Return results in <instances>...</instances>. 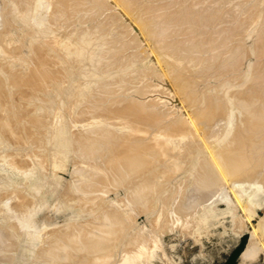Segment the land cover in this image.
I'll return each mask as SVG.
<instances>
[{"label": "bare ground", "instance_id": "1", "mask_svg": "<svg viewBox=\"0 0 264 264\" xmlns=\"http://www.w3.org/2000/svg\"><path fill=\"white\" fill-rule=\"evenodd\" d=\"M4 1L0 0V5L3 7V3H5L4 6L8 5V7H9V5L11 3V7L13 8V10L12 9H11L12 11L7 10L8 13H6V11L2 12L3 10L1 9V6H0V9L2 10V11L0 10L1 11L0 12V19L2 18L1 19L2 21L0 23V144L1 143L4 144V147L0 146L1 147L0 149H2V151L0 150L1 161L4 162V164H6V166L8 165V166L13 167L14 169H20V171H21V169L22 170L25 169V171H26V166L29 163V162H27L28 158H26V154H28V156H29V154H31L30 153L31 149L29 152L28 149H26V147L30 144H33L35 142L36 143L37 142L42 143V141L43 140L45 141L46 139H47L46 140V142H47L50 139V144L52 146V149L54 147H57V150H58L57 151L55 149L56 151H53V152H55V153L57 152L59 155L58 158L62 157L63 158L62 160H64V157L66 155H68L69 152H72V149L74 148V147L72 148V143L74 142V139L77 138L78 140L85 141V142L88 141V139H94L96 141L95 143H97L99 140L98 143L101 142L100 146H99V144H97V145L94 144L93 143L94 140H93L92 144L94 146L92 145L93 146L92 149H90L91 147H89V148L86 147L87 145L85 146L86 148H83V149H85L86 153L88 152V154H89V152H90V154L92 155L91 162L88 163L89 165H87L88 167H86L87 170L83 169L85 167L82 168L81 166H79L78 165L79 163L77 165L74 163V165H76L77 168L80 167V169L84 170V172H82V175H81L82 180L84 181V183L81 184L82 189H84L86 191L87 190L89 191L91 189H95L94 187L95 186L97 187V185L99 183H101V181L103 182L105 180L104 182H106V178H108V179L113 178L117 181L123 180L125 178H127V179L129 178L130 181L128 183H130V184L129 185L127 184V185L129 187H131V190L134 189L133 190L134 192L131 191L129 193H127V192L126 193H127V195L129 194L131 196L133 193H135V195L133 194L134 196L132 198L134 200L132 201V199H131L130 201H132L133 203L138 201L139 205L141 204L143 207L145 206V209L146 208L148 209V210L146 209L147 212H145V213H150L151 216L153 214V218L157 217L155 220V224H153L151 222V224H150L151 227H154V225H156L159 228V229L156 228V229H158V231H164L163 233H165L167 230L166 229L167 226H169L170 228H168V229L171 231V234H169V235H172V236L176 235V233L179 230H181V231H182V229L185 230V228L181 229V227H185V226L189 227L192 225V223L195 226V229H196L195 231L200 232L202 229H204V230L206 229L208 231L214 232L215 234H218L219 236H221L224 232L227 231V226H228L227 224L230 223V225H232V226H234L235 224H238V225H240V228H243V229H245L251 233V240H250L249 244L247 245L245 251H243V253L240 257V264H250V261H251L252 257H254V254L257 255L256 253H254V249L256 247L254 245L255 240L261 239L262 236L264 235V217L260 218V220H259L260 222L258 223V225H252V223L249 220L250 216H258L259 215V213L256 209L257 207L258 208L259 207L264 208V198L262 197V195L264 194V149H262V147L260 145L264 141V93H263L264 91L262 90V88L255 87L257 84L256 85L251 84L250 85L251 87H249L247 89L245 88L246 90H244V91L243 90L241 92L235 91L236 93L234 94V96L232 95L234 99L231 98L233 100L229 104L225 103L228 100H226L223 97V95L220 94L219 96H217V94L216 93L214 94L213 92L211 94H210V92H208L209 93L208 94L207 91L205 92L204 89L202 88L201 90H203L202 91L203 93L201 92L202 96H200V98H202V97L204 98L205 96H207L205 98L206 99L205 109H203L202 104L199 106L203 110H200L198 108L199 106L196 107V104H194L197 100V94H198L197 93V94H195L196 98L194 97L195 102L193 100L194 106L193 105L190 106V108L193 107V109L191 108V110H195V111H191L190 109H189L190 112L188 110L187 111L182 110V112L179 110H176L175 108H177V107H175V108L173 107L174 101L171 99V97L172 96L174 97L176 95V93L178 95H181L182 93H184L186 88L192 83L191 79L193 80L192 72L189 74V76L190 75L192 76V77L190 76L191 77V79H190L188 74H187V71L188 72L190 71L191 66L192 67L193 66L199 67L202 63L198 60L200 64L198 65V63H197L198 66L195 65L196 63L194 64V62H197L196 61L197 59L196 58H195L196 60L195 59L194 60L189 59V57L185 53L186 50L182 51L183 50L182 49L181 51H182V53L184 52L186 57L181 56V55L177 56L176 50H175V52H172V53H176L173 56L179 57L180 60H181V58L183 59V57H184L186 60H191V62H193L194 65L193 64L192 65L187 64L186 62H184V61H186L185 59H184V61L182 60V65L184 62V63H186L185 65H189V67L187 66V68H186V67H183L181 65H178L179 62L178 63L176 62L177 60H179L178 58L176 61L174 60V58H172L173 56H171V58L174 61L172 59H171V61H169L170 59L169 60L167 59V58H170V56H169L170 53L168 54V51H167L168 49H167L166 50L167 52H165L166 53L165 54L164 53L165 47H164V51H163L164 55H162V56L164 58L167 57L166 60H168V61H165L163 59L162 60L166 63L165 66L167 68H169V67L171 68L170 70L169 69L168 70L170 72L171 71L172 72L171 73L169 72V76H168L167 75L168 74L167 69L165 70V71H167V74H165L166 72L163 73L160 70L161 71L160 73L165 75L164 76L165 82H162L163 80L161 81V79H160L161 77H157V79L159 78L160 82L166 83V84H164V86L167 85L166 78L168 79V81H171V82H168V84L171 83L172 85L169 84L170 86L168 85V87L167 86H165V87L169 88V90H171V88H173V93L175 92V94L174 95L171 94V96L168 97L172 101L169 102V101H167L168 98L166 100L165 99L166 97L163 98V96L154 93V91L156 89L150 83V82H152V80L150 79V76H149L150 74L148 73L150 71H148L146 69L147 75H145L140 71V70L143 71V69L140 68V70H138V68L135 69L136 66H134V68H132V69H134L133 75H135V77L137 76L136 74L138 73V71H139V74L140 73L143 74V77L142 76L137 77L138 80L137 81L135 80L137 85L135 87H133L134 89H129V87H127L128 86V85H126L127 81H126V79H124V76L126 74L121 73L119 70L118 71L115 70L117 72V73H115V74H117L115 76V79L117 80L116 82L115 81L110 82L111 79H109V80L106 79V82L104 81L103 83H100L101 85L98 84L102 88L100 90V92H101L100 94L102 97L101 98L97 97V98H99V101L96 100L98 102H96L95 99L93 100L92 98H90V101L88 100L89 102L86 101L88 104L85 103V104H87V107H84L85 104L82 106V108L83 107L85 109L87 108L86 109L87 112L86 111L85 112L88 115H89V113H90V116H92L91 113L94 114L92 117H90V116L86 117V118L90 117L91 119L90 118L84 119L85 117L82 118L83 114H80V115L78 114L79 119H78V121H76L74 123V125L72 124L73 122L70 124L66 123L67 122L66 121L67 115L65 117V120L63 121V125H61L62 123L58 124V122H59L58 117H56L55 122H47L45 118H47L49 114L46 115V117H44V116H41L42 114L39 115L40 112L37 113L36 110L39 109L41 106H43V107L45 106L44 104L42 105V103L44 100L46 101L47 98H48V100L46 101L47 103L46 102H44V103L49 104L50 102L53 101V99H50V102H49V98L52 96V91L54 89H56L57 86H58V88L56 90H58L60 88L59 85L61 83H65V82L71 83V84L75 83L72 86H70L71 84L70 85L68 84V86L71 87L72 89H74L73 87L76 88V85H78L77 89H79L80 86H82L83 88L81 87V89H83L85 91L82 90V92H79L80 95H88V93H89V91L86 93V91L89 89V86L86 85L87 83H85V84L82 83L83 79H81V78L78 79V81H80V80L82 81V82L80 81L81 83H79L77 81V79L75 80L76 77H74V79H73V75H71L70 72H69V74L72 77L70 75L68 77H66V75H68V73H66V72H68L69 70L72 71L78 65L77 64L76 67L71 65L72 64L71 60H74V59H71V58H73L72 55L74 56V54H76V53H77L75 55L76 57H77V55H80L77 58L80 57L79 59L81 61L80 62L81 65L83 62V60H81V58L82 57L86 58V55L82 56V55H84L83 52L85 53V51H86L85 49H88L90 57L95 56L94 51H92V47L90 48L89 43L86 42V36L87 35L83 36L84 31L83 32L80 31L82 33L81 36L76 34L78 36L77 38L80 37L79 42H77V39H74V41L72 42V40H73V39H71L72 34L77 30V28L75 30V27H73V22L76 19H78V17H79V19H80V17H83L84 18L83 21H85L87 23V25H88V23L94 24V27H98V30H101V32L105 36L110 31H111V33L113 32L112 34L110 33L111 35L110 34L108 35V38L106 37L107 39H105V42L103 44V48L99 47L100 48L99 53H98L99 55L97 56V59H96V60H98V63H97L98 66L96 65L98 69L97 68H94V69L95 70L97 69V71L101 70L100 72H102V70H106V68H108V67H111L110 69L112 70V65H113V67L114 66L116 67V68L114 67L113 69H117L118 67L124 68L123 66L128 65L129 59L131 62H133L132 59L133 60L135 59V61L137 60L139 62H141V61L143 62L146 59H148L149 53L151 51H154L153 48H151V51L147 48H143V46L145 47L146 44H147L146 46L149 45L148 43L145 44V42H147L146 40L148 38L150 39V40H148V42L149 41L153 42L154 40H155L154 42H157V43H155V44H157V45H155L156 47L154 45H152V46L150 45L151 47H155V51L153 52V55L155 53L156 55H154V56H156V59H157L158 57H157L156 51L158 52V47H161L160 45H162V42L164 40L162 38L163 41H160L161 37L158 35L160 37L159 42H161V43H158V39H157L156 35L158 34L157 31L162 30L160 25L162 26L161 22L163 20L159 21V19H157V17H156L158 15H155V19H152V20L148 17H143L145 15H139L138 16L137 15L138 10L142 7H139V8L137 7L136 8L137 12L130 13L131 15L129 14L125 23L119 22L120 23L119 25H121V26L118 28V30L116 29L117 31L114 32L113 30L109 31V29H111L109 27H111L110 25L112 23H114L120 19H118V17L116 16L117 13L114 14V13L108 12V14H107L105 12L108 7H106L107 4L104 5L102 3L103 0H4ZM108 1L109 0H107V2ZM114 1H116V0H114ZM191 1H193V0H191ZM206 1H208V0H206ZM215 1H213V2H215ZM220 1H222V0H220ZM242 1H244V0H242ZM118 2H119L118 6L121 5V7L123 6L125 8L129 3L128 0H118ZM187 2H188V0H187ZM216 2H219V1H216ZM216 2H215V5H216ZM135 3H136V1H135ZM148 4L150 5V3H148ZM242 4H243V2H242ZM242 4H240V5H242ZM29 5H31V6H29ZM132 5H133V3H132ZM184 5H183L184 8L186 6H188V4L187 5L184 4ZM108 6L110 7L109 4H108ZM116 6H117V4H116ZM140 6H141V4H140ZM8 7H7V9H8ZM183 7H181V8H183ZM189 7H190V5H189ZM213 7L215 10V6H213ZM213 7L211 5L210 10L212 12H213V10H212ZM216 7H217V5H216ZM10 8H9V10H10ZM227 8H226V10H227ZM178 9L181 10L180 8H178ZM109 10L114 11L113 9H109ZM116 10L119 11V9H117V7H116ZM120 10H123V9H120ZM190 10L192 11V9H190ZM195 10H197V9L195 8ZM200 10L201 9H199V11ZM222 10H223V8H222ZM178 11L175 12V13H177V15H183V14H178ZM186 11H188V10H186ZM186 11L183 10L180 12L188 13V16H187V14H185L186 15L185 18H183L184 15H183V17L182 16H180V17L178 16V17L179 18L182 17L181 18L182 20H184V19L188 20L186 22H188L190 24V22H189L190 17L189 16L192 13H190L189 11L188 12H186ZM231 11H233V10H231ZM244 11H246V10H244ZM248 11H249V8H248ZM115 12H117V11H115ZM4 13H6V14L3 15ZM128 13H129V11H128ZM189 13H190V15H189ZM213 13H210V14H213ZM235 13H237V12H235ZM153 14H154V12H153ZM197 14H198V12H197ZM218 14H220V13H218ZM218 14H217V16H218ZM233 14L234 13L232 12V15ZM245 14H247V13H244V17L246 16ZM169 15L172 16V14H169ZM195 15H196V13L194 15L192 14V17L195 18L193 21H191L192 23L195 20L199 19V18H197L198 16L195 17ZM238 15H236V18H238L237 17ZM252 15H253V13L251 14V18L253 17ZM159 16H161V15H159ZM203 16H206V15H203ZM215 16H216V14H215ZM248 16H249V14H248ZM65 17H66V20H65L66 24L67 23L68 24L67 25L65 24L67 26L66 27L67 31H66V34L64 35V34H62L64 32L60 33L57 30L58 29L57 26L63 27L62 23L64 20L63 18H65ZM150 17H152V16H150ZM173 17L177 19L176 16H173ZM187 17H188V19H187ZM261 17H263V15ZM83 18H81L80 20H82ZM156 19L159 23H157V21L153 22ZM173 19L171 18L169 20H173ZM204 19L206 20L207 18L205 17ZM219 19L220 18L218 16V18H217L218 22L220 21ZM177 20L174 21V23H176ZM179 20H178V22H179ZM182 20L180 22H183V24H184V21H182ZM260 20H264V19H260ZM83 21L82 22L78 21V23L80 22L79 25L82 26ZM198 21L199 20H197V23H198L197 25H199ZM203 21L204 20H202V22ZM243 21H245L244 22L245 24L243 23V25H246V23H247L246 19ZM172 22L170 21L169 24L170 25L173 24ZM205 22L202 25H207V24H205ZM229 22H230V20H229ZM263 22L264 21H262L261 23H263ZM75 23H76V21H75ZM153 23H156V24H153ZM177 23H176V25L181 24V23L180 24L179 23L177 24ZM225 23H227V22L225 21ZM239 23H240L239 24V26H240L242 23L241 22H239ZM157 24H159V25L157 26ZM169 24H167V26ZM216 24H218V23H216ZM165 25H163V26L165 27ZM197 25H195V26H197ZM259 25L260 24H258V26ZM84 26H86V25H84ZM218 26H217V28H218ZM261 26H262V24L260 25V28H263ZM76 27H78V26H76ZM89 27H91V26H89ZM174 27H175L174 25H173V27L171 25V28H174ZM177 27L179 28V26H177ZM182 27H184V26H182ZM210 27L212 28L211 25H210ZM229 27H230V25H229ZM72 28H74L73 33H72V31H73ZM165 28H166V30H168L167 27H165ZM197 28H201V26L200 27L197 26ZM213 28H216V27H213ZM230 28H228V29H230ZM232 28L237 29L236 26L232 27ZM260 28H259V31H260ZM59 29H62V28H59ZM87 29H89V28L87 27ZM121 29L123 30V35H122V32L120 34ZM159 29H161V30H159ZM175 29H173V30L178 31L176 27H175ZM181 29H183V28H181ZM190 29H188V30H190ZM236 29H234V30L236 31ZM214 30H213V32H214ZM231 30H228L225 33V36L228 32H231ZM107 31H109V32L107 33ZM171 31H168V32H171ZM225 31L223 30V32H225ZM99 32L100 31H98V33ZM256 32H257V28H256ZM102 33H100L99 35H101ZM161 33L163 34V32H161ZM164 33L166 34L167 32L165 31ZM207 33H209V31ZM212 33H210V36L213 35ZM258 33L256 34V36H257L256 39H258V35H259V39L257 40L258 44L255 42L257 44L256 50H258L257 54L261 53V55L263 57L264 56L263 55L264 54V31H260V33L259 34ZM95 35H97V34H95ZM218 35H219V33H218ZM218 35H216V36L218 37ZM233 35H235V34H233ZM233 35H232V37H233ZM191 36H192V34H191ZM74 37L76 38L75 35H73V38ZM201 37H202V35H201ZM226 37H228V36H226ZM145 38H147L146 40H144L145 45L143 44V46H142L141 45V42L143 41L142 39H145ZM204 38H206V37H204ZM202 39H203V37H202ZM211 39H214L213 36ZM228 40H229V37H228ZM228 40H226V41H228ZM236 40L238 41L239 38L238 39L236 38ZM217 41H219V40H217ZM242 41L244 42V40H242ZM254 41H253V46L256 45L254 43ZM174 42L175 41H173V43ZM215 42L216 41H214V43ZM193 43H195V42H193ZM227 43H229V42H227ZM205 44L206 43H204L203 45H205ZM218 44H219V42H218ZM163 45H164V43H163ZM203 45H201V42L197 43L196 45L194 44L192 46H190V44H189L190 47L187 46L188 51L191 52V50H193L196 47L198 49L200 47V50H203V49H205V48H203ZM220 45H218V46H220ZM230 45H232V44H230ZM238 45H240V44H238ZM201 47H202V49H201ZM209 47H210V45H209ZM215 47H216V45H215ZM81 50H83V52L79 53ZM172 50H174V49H172ZM206 50H207V48H206ZM206 50H205V52L207 54L210 50L209 51L208 50L206 51ZM218 50H219V48H218ZM177 51H178V54L181 52V51L179 52V50H177ZM197 52H199V54L202 53V51H199V50ZM197 52L195 51L196 54H197ZM205 52H203V53H205ZM187 53H188V55L192 54V53L189 54V52H187ZM212 53L215 54L214 52H210V54H212ZM230 53H232V50ZM208 54H207V56H208ZM210 54H209V56H210ZM204 55H202L203 58H205ZM234 55L236 56V54H234ZM154 56H152V57H154ZM198 56H201V55H198ZM209 56H208V58H209ZM211 56L213 57V55H211ZM163 57H161V58H163ZM187 57H188V59H187ZM195 57H197V55ZM224 57L225 56H223L222 58L224 59ZM259 57H258V60L260 59ZM214 58H215V55H214ZM220 58H219V60H220ZM222 58H221V60H222ZM79 59H78V62H79ZM158 59H160V58H158ZM206 59H207V57H206ZM162 60L160 59V61H162ZM201 60H202V58H201ZM204 60L205 59H203V61ZM225 60H226V58H225ZM88 61L90 62V58ZM127 61H128V63H127ZM175 62L177 64H174ZM206 62H208V59H207V61L205 60V62H203L202 65L206 64ZM211 62H212V60H211ZM225 62L222 63V65H224ZM229 62H230V60H229ZM188 63H190V61ZM257 63H258V61H257ZM261 63H262V66H264L263 62H261ZM73 64H74V62H73ZM207 65L208 64H206V66ZM216 65H217V62H216ZM227 65L228 64H225L223 67L225 68V66H227ZM234 65L235 64H233V67H234ZM80 66H78L77 69H79ZM161 66H163V65H161ZM209 66H207V67L209 68ZM69 67L70 68L75 67V68H73L72 70L69 69L67 71V69ZM84 67L86 68V64ZM214 67L215 68L212 70L215 71V69L218 70L219 67H221V65L219 67L217 65L218 69L216 68V66H214ZM223 67L221 69H223ZM258 67L260 68V65ZM151 68L152 67H150V69ZM210 68H209V71H212ZM64 69H66V72L64 71ZM161 69H163V68H161ZM200 69H202V71H203L205 68L203 69V67H201ZM259 70H261V69H259ZM125 71H127V70H125ZM125 71L123 70V72H125ZM219 71H222V70H219ZM256 71L257 72L254 71L255 73H253V74L251 73L253 75V77L255 74L257 75L258 70H256ZM129 72H130V70H129ZM205 72H206V74L208 73L207 69ZM216 72H213V73H215V75H216ZM78 73H80V72H78ZM152 73H153V70H152ZM152 73H151V75H152ZM160 73L157 74V76H162V74L160 75ZM217 73L219 74V72H217ZM223 73L224 72H222L221 74L223 75ZM75 74H77V73L75 72ZM115 74H113V76ZM251 74H250V76H252ZM102 75H108V74H102ZM109 75H111V74H109ZM211 75L212 74H210V76ZM215 75H213V76H215ZM99 76H100V74H99ZM259 76H261V75H259ZM106 77H108V76H106ZM153 77H155V75H153ZM132 78H134V76H132ZM196 78H194V80ZM250 78H252V77H250ZM115 79H112V80H115ZM204 79H206V78H204ZM252 79L254 80V78H252ZM130 81H132V80L130 79ZM202 81H203V78H202ZM257 82H258V80H257ZM66 83H65V86H66ZM162 83H160L161 87L163 86ZM91 84H93V83H91ZM153 84L155 86V83H153ZM156 85H157V82H156ZM203 85H204V83H203ZM257 86H259V84ZM150 87H153L154 90H152ZM161 87H159V88H161ZM192 87H194V86H192ZM159 88H158V90H159ZM160 90H162V89H160ZM165 90H167V89H165ZM238 90H240V89H238ZM96 91H98V90H96ZM168 91H167V93H168ZM70 93L73 94V92H71V91H70ZM70 93H69V95H70ZM75 93L77 94V92H75ZM91 93H94V92H91ZM169 93H171V92H169ZM192 93H191V97H193ZM199 93H200V91H199ZM204 93H206L205 96H203ZM221 93L223 94V92H221ZM78 94H77V96H78ZM199 95L200 94H198V96ZM53 96H54V94H53ZM183 96H186V95H183ZM90 97H92V96H90ZM71 98L72 97H70L69 101H71ZM65 99H68V98L66 97ZM78 99L79 98L77 97V101H78ZM175 99H176V97H175ZM205 99H198V100H201L200 102H202V100H203V102H204ZM224 99H225V101H224ZM72 101H76V100L73 99ZM77 101H76V104L72 103L73 105L75 104L74 107H76V105H79L77 103ZM78 102H80V101H78ZM200 102H199V104H200ZM69 104H71V103H69ZM177 105H179V104H177ZM235 105H238L241 107V108H239L242 111L241 115L236 114V112H235L236 106ZM184 106H185V104H184ZM43 107H41V108H43ZM76 108H74V109L72 108V110H73L72 114H76V112L78 111V110L77 111L75 110ZM101 108H102V110H101ZM95 109H98V110L95 111ZM66 110H67V108H66ZM66 110H65V112H68V110L67 111ZM72 110H70V111L72 112ZM81 110H79V111L81 112ZM198 110H200V111H198ZM88 111H90V112L88 113ZM59 112H61V111H59ZM82 112L85 114L84 109L82 110ZM61 113L65 114L63 111ZM61 113H60V115H62ZM68 113H66V114H68ZM72 114L68 115L69 118H70V116H72ZM236 115H237V117L238 116L242 117L243 115H246V116H244L245 120L242 117V120H244V121L243 122L241 121L240 123L235 124V122H236L235 120L238 119V118H236ZM62 116H65V115H62ZM62 116H61V118H62ZM75 116L73 115L72 117H75ZM72 117H71V120H69L70 122L74 120V119L72 120ZM221 119L224 120V124L222 123V125H220V127H222L220 129V131H216V126L219 125V122L221 121ZM64 122H65V124H64ZM93 125H95V126H93ZM235 125L236 126L238 125V126L235 127ZM90 127H94V129H92ZM89 128H90V130H89ZM122 129H124V130H122ZM120 130L123 132L126 130V132L122 133V132H120ZM54 131H56V133ZM59 131H62L63 134L61 133L62 134V135H60L61 137L58 135L59 138L57 139L56 138L57 136L55 137V135H57V132H58V134H60ZM52 132H54L55 135L52 134ZM217 132L219 134L218 136L216 134ZM50 134H51V137H49ZM52 135H53V137H52ZM215 136H217V137L214 141H212V142L209 141L210 137L214 138ZM54 137L56 139L55 142L52 140ZM193 138H196V140ZM207 139L209 141L208 144H207V142L205 143V141H204ZM226 139H227V142L224 143L225 145L223 144L224 146H221V148L219 147L218 150H214V148H216L217 145L220 144V142H223ZM78 140H77V142H78ZM194 140H195V142H193ZM89 141H91V140H89ZM38 143H37V145H38ZM45 143L43 142L42 145H45ZM54 143L56 146L55 145L53 146ZM193 143H194V145H193ZM198 143L199 144H202V143L207 144L210 147V149L212 150V153H201L202 150L200 151V149H202V148H200V145H198ZM75 144H74V146H75ZM42 145H40V146H42ZM203 146H206V145L202 144V147ZM205 148L208 150L207 146ZM52 149L50 152H52ZM78 150H79V148H78ZM176 150H180L181 152L175 153ZM60 151L65 153L66 155L61 154ZM74 152L75 151H73V154H75ZM177 152H179V151H177ZM33 154H35V153H33ZM73 154H71V155H73ZM61 155H63V156H61ZM69 155L66 156L67 158L65 157L66 159L64 160V162H62L61 160L60 161L57 160L59 163L57 165L62 166V164L65 163V161L67 162V159H69ZM82 155H83V157H80V158L84 159V156H85L84 153H82ZM56 156L57 155H55V157ZM36 157H38V156H36ZM77 157L78 156H76V158H74V161L77 159ZM33 158H34V155H33ZM39 159L40 158H38V160ZM30 161L32 162V160H30ZM40 161H41V159H40ZM84 162H86V160ZM48 163H50V162H47V164ZM104 163L106 164L105 165L106 167L103 166ZM40 164H42V163L40 162ZM65 165H67V164H65ZM82 165H84V163ZM89 166H90V168H89ZM74 168L76 169V167H74ZM103 168H106V170H103ZM195 169H196V171H195ZM175 170H179V171L176 172ZM43 171H45V170H43ZM73 172H71V173L73 174ZM179 172L181 175H187V178L184 179L186 186L185 187L181 186L182 187L181 188L178 185V187H180L178 189H176L177 187L175 188L173 186L176 189V191H174V189H172V186L170 187V185H172L171 181L174 180L176 175H179L178 174ZM74 173H77V172H74ZM78 174H77V176H78ZM80 174H81V172H80ZM55 175L57 176V174H55ZM74 176H76V174ZM183 177L185 178L186 176H183ZM43 178H45V177H43ZM179 178L180 177H178V180H179ZM180 180H181L180 182H182V179H180ZM78 181H81L80 177H79ZM85 181L88 184H86ZM117 181H115L114 183L116 184ZM126 181H123V183ZM104 182H103V184L101 183L103 186H105ZM180 182L178 184H180ZM55 183H56V181H55ZM89 183H91V184H89ZM183 184H184V181H183ZM67 186H69V185H67ZM103 186H101L102 189H103ZM122 186H120V187H122ZM116 187H118V186H116ZM120 187H118V188H120ZM124 187H126V185ZM129 187H127V188H129ZM71 189H73V188H71ZM82 189H81V191L83 192ZM169 189L170 190L172 189L173 191L170 192ZM67 190H69V189H67ZM73 190L77 191V189H75V187ZM18 191H20V190H18ZM76 191H74V192H76ZM100 191H102V190H100ZM71 192H72V190L70 191V193ZM90 192H87V193H90ZM70 193H68V195ZM78 193H79V191H78ZM78 193L76 194L77 195L76 196L72 192L73 197L68 196L71 199L66 198V199H69L68 202L70 200L73 201L75 196L78 199L81 198L82 202L81 201L76 202V200H75L76 203L74 202L73 206H77V204L79 207L86 205L88 208L90 206L89 204L94 202L92 198H91L92 200L89 198V201H86V200L84 201L82 199V197H80L78 195ZM93 193L94 192H92V194ZM17 194H18V199H19L17 203H20V204H18V205H20V208H18V212H16L17 207L11 208V209H15V211L11 212V213H12V215H14V217L16 219H15V223H13L14 221L11 219L9 221H13V222L8 221V223L10 225H8L7 228H8V231L10 232V235H9V233L8 234L6 233L7 236L16 237L15 235L18 236V233H20L19 231H21L22 229H24V230L26 229L28 231V234L30 233L32 235H34L33 233H35V232H37L38 234L42 233L43 228H41V229L40 228L39 229H37V228L36 229L35 228L29 229L31 227H34L35 221H34V219L32 220V217L34 215L32 212L28 211L29 209H27L28 208L27 200L25 199L24 192L22 193L20 191L19 193H16L15 195H17ZM90 194H88V195H90ZM210 194L214 195L213 196L214 201L216 198H219L221 200L224 199L225 201H227V207L224 209L218 208L217 205H216L217 207H215L214 203H216V202H214V201H212L214 203H212L210 201L212 203V205H214V206H210L209 205L210 202H208L209 200L212 199V197H211V199H208L210 197L208 195H210ZM84 196H85V194H84ZM93 197H95V196L93 195ZM125 197H123V198H125ZM87 198H88V196H87ZM96 198L98 199V196ZM20 199L22 200L21 202H19ZM116 199H117V197H116ZM71 201L69 202V204L71 203ZM96 202H98V207H101L102 202H99V200ZM114 202H115V200L113 201L112 205H114ZM207 202H208V205L206 204ZM4 204L2 206H4ZM92 204H94V203H92ZM137 204L138 203H135V205H134L135 208L139 207V205H137ZM122 205H123V203H122ZM26 206H27V208H26ZM96 206H97V204H96ZM105 206H107V205H105ZM108 206H109V204H108ZM6 207H5V209H6ZM115 207L114 208L112 207L113 209L110 208L108 210H105V208L103 209V207H102L103 211L104 212L106 211V212L102 213L103 215L100 214V216L102 215V217L104 219H102V217H101V219H99V221L98 220L96 221V219H95V221L90 222L91 220H89V221H87L88 222L87 223V222H84L85 221L84 220L82 222H84L85 224H79V225H73V226L68 225V226H70V229L62 228L63 231H60V230L59 231L54 230L53 232L51 231L50 233L53 234V236L51 235L50 245H49V243H47L46 245H49V246L43 245L42 250L38 251L40 264H95V263L99 264L102 260L100 262H96V259L97 258L100 259V258H102V256L104 257V255L107 256V254H110V253H108V250H105V249L108 248L109 246H111V248L113 249L114 248V246H113L114 241H117V240L112 241L114 239V237H113V239L110 238L111 244L109 243V237H110L109 235L111 234V237H112V235L114 234V233H112V231H113L112 226H114L116 229L119 226H121V224H123V222H122L123 217L122 216H126L129 214V211L126 209L131 207V205L128 208L125 207L126 209L123 208L125 210V212L127 211V213H128V214L126 213V215H122V213L124 214V212H122L124 210L122 209V211H120L118 209L120 206L118 208H115ZM29 208H31V207H29ZM106 208H108V207H106ZM132 209L135 210L134 208H131L129 210L132 211ZM142 209H141V211H142ZM7 210H9V209L7 208L6 211ZM9 212H10V210H9ZM101 212H102V210H101ZM71 213H72V211H71ZM136 213H138V211ZM154 214L157 216L154 217L155 216ZM12 215H11V218L13 217ZM229 217L231 218L230 221H228ZM127 219H129V218H127ZM127 219H125L126 220L125 222H127ZM130 221L132 222V220L130 219V220H128V223H130L131 226H130V224L127 225L128 223H126V225L124 224L125 228L127 226L132 228V223L135 225V223H134L135 221L132 223ZM151 221H153V220H151ZM11 223H13V224H11ZM124 225H122V226H124ZM134 225H133V227H134ZM221 226H222V228H221ZM160 227L161 228L166 227L165 228L166 230L165 229L162 230L163 228L160 230ZM6 229H5V231H6ZM64 229H65V231H64ZM143 229H144V227H143ZM143 229H141L142 231H141V233H139V236L137 238L135 237L134 239H131V237H128L131 240H127V241H126L127 238L125 240L123 239V241H125V247L132 248V249H133V246H134V248H135V246L138 247L139 250H138V252L135 253L136 255H138V253H140V252H149V251H153V250H160L162 248L165 251V249H164V245L166 244L165 238L161 237L159 232H158L159 235L156 234L157 230L150 229V231L151 230L153 232L156 231V233L155 232L153 233L151 231L153 235L152 234L149 235V233L146 232L147 229H146V231H145V229L144 230ZM31 230H33V231H31ZM126 230H128V233H129V228ZM169 230H167V231H169ZM187 230H185V231H187ZM138 231L139 230L136 231L137 234H138ZM170 231H169V233H170ZM22 232H23V230H22ZM136 232H135V234H136ZM189 232H190V230H189ZM23 233H25V232H23ZM119 233H118L119 237L122 236L123 238H125L128 236L126 231H124L122 228L120 229ZM122 233L123 234L126 233L127 236H125V235L123 236ZM133 233L134 232L132 231V235H133ZM187 233H186V236H187ZM137 234L134 236H137ZM193 234H194V232H193ZM189 235H190V233H189ZM7 238H9V237H7ZM15 240L16 239H14V241ZM43 240L46 241L45 239H43ZM39 241H41V240H39ZM11 242H12V240H11ZM112 242H113V245H112ZM34 243L35 244L37 243L36 245H38V242L35 241ZM78 243H80L82 246L80 247V245H78ZM40 244H43V243H40ZM40 244H39V247H40ZM115 244H116V242H115ZM122 247H124V246H122ZM257 247H256V249L258 250ZM111 248H108V249H111ZM135 249L137 250V248H135ZM128 250L130 251V249H127V251ZM257 250H256V252H258ZM104 251L105 252L107 251V253L105 254ZM36 253L37 252H35V255H36ZM98 253H102V256L100 257V255H98ZM103 253H104V255H103ZM97 255L100 258L97 257ZM133 257H136V259L138 258V256H133ZM35 258H36V256H35ZM37 258H38V256H37ZM103 260H104V258H103ZM105 264H107V263H105Z\"/></svg>", "mask_w": 264, "mask_h": 264}, {"label": "rangeland", "instance_id": "2", "mask_svg": "<svg viewBox=\"0 0 264 264\" xmlns=\"http://www.w3.org/2000/svg\"><path fill=\"white\" fill-rule=\"evenodd\" d=\"M4 1V0H3ZM135 1H136V3H135ZM128 0V5L126 6V8L125 7H121V5H119L118 6V0H116V1H114V0H109L108 2H107V0H103L102 1V3L104 4V5H106V7H108L107 9H106V13L108 14V12H111V13H117L116 14V16L118 17V19H120V20H117L116 22H114V23H112L110 26L111 27H109V28H111V29H109V31L110 30H113L114 32L115 31H117L118 30V28L121 26V25H119L120 23H125V21H126V19L128 18V16H129V14L130 13H133V12H137L136 11V8L138 7H142V8H140L139 10H138V13H137V15L139 16V15H145V16H143V17H148V18H150L151 20L152 19H155V15H158V16H156L157 17V19H159V21L161 20H163L162 22L164 23H162L161 22V24H162V26L163 25H165V27H167V29L168 30H166V28L164 27H162L161 25H160V27H161V29H159V30H161V31H157V39H158V43H161V42H159V40H160V37H161V40L160 41H163L162 42V45H160L161 47H158V52L156 51V53H157V57L158 58H160L161 60L163 59V60H165V61H168L169 59V61H171V59L172 58H174V60L176 61L177 60V58L179 59V57H174L173 55L174 54H176L177 53V56H179V55H181V56H185V54H184V52L182 53V51H185L186 50V55L189 57V59H191V60H194L195 58L197 59H195L197 62H194V64L195 65H197V63H198V65L200 64L199 63V61L203 64V62H205V60L207 61V59H208V62H206V64H208L207 66H209V68L212 70V69H214L215 67L214 66H216V68L218 69V67L221 65V67H219V69L218 70H216L215 69V71L214 70H212V71H209V68L206 66V64H204V65H200L201 67H203V69L206 71V69H207V74H206V72L203 70L202 71V69H200L201 67L199 66V67H196V66H191V69H190V71L188 72L187 71V74H188V76H189V74L192 72V75H193V80L191 79V77L189 76V78L191 79V81H192V83L186 88V90L184 91V93H182L181 95H178L177 93H176V95L172 98L171 97V99L174 101V104H173V107L175 108V107H177V108H175L176 110H179V111H181L182 112V110H188L189 111V109L191 110V108L193 109V107H191L190 108V106H192L193 105V103L195 102V98H196V96H195V94H200L199 96H198V94H197V100H196V102L194 103V104H196V107H198L199 105H203V109H205V106H206V104H205V102H206V97L207 96H205L206 95V93H204L203 94V96H205L204 98L202 97V98H200V96H202L201 95V92L203 91V90H201L202 88L204 89V91L206 92L207 91V93L208 92H210V94L213 92L214 94L216 93L217 94V96H219L220 94L221 95H223V97L226 99V100H228L227 102H225V103H227V104H229V103H231V101L234 99L233 98V96H234V94L236 93V92H238V91H244V90H246L247 88H249V87H251L250 85L252 84H259V86H255V87H258V88H262V90L264 91V66H262V63L261 62H263V65H264V56L262 57V55H261V53H259V54H257L258 53V50H256L257 49V44H258V39H259V35H258V39H256L257 38V36H256V34L259 32L260 33V31H264V22L263 23H261L262 21H264V20H260V19H264V0H244V1H242V0H222V1H220V0H216V1H219V2H216L215 0H208V1H206V0H193V1H191V0H188V2H187V0ZM160 1V2H159ZM191 1V2H190ZM201 1V2H200ZM213 1H215L216 2V5H217V7H216V5H215V2H213ZM5 2V1H4ZM114 2V3H113ZM142 2V3H141ZM147 2V3H146ZM156 2V3H155ZM235 2V3H234ZM238 4H237V3ZM242 2H243V4H242ZM254 2V3H253ZM258 2V3H257ZM6 3V2H5ZM5 3H3V7L1 6V9L3 10H1L2 12H4V11H6V13H8V11H12L13 10V8L11 7V3H10V5H9V7H8V5H5L4 6V4ZM117 4V6H116V4ZM132 3H133V5H132ZM135 3V4H134ZM145 3V4H144ZM148 3H150V5L148 4ZM171 5H170V4ZM181 3V4H180ZM188 4V6H186L185 8L183 7V5L184 4ZM227 3V4H226ZM7 4V3H6ZM108 4L110 5V7L108 6ZM140 4H141V6H140ZM193 4V5H192ZM240 4H242V5H240ZM256 6H255V5ZM112 5V6H111ZM145 5V6H144ZM153 5V6H152ZM189 5H190V7H189ZM196 5V6H195ZM211 5H212V7L213 6H215V10H214V7L212 8V10H213V12L210 10L211 9ZM240 5V6H239ZM251 7H250V6ZM29 6H31V5H29ZM115 6V7H114ZM133 6V7H132ZM162 6V7H161ZM185 6V5H184ZM210 6V7H209ZM224 6V7H223ZM237 6V7H236ZM7 7H8V9H7ZM11 7V8H10ZM116 7H117V9H119V11L118 10H116ZM164 7V8H163ZM168 7V8H167ZM181 7H183V8H181ZM194 7V8H193ZM198 7V8H197ZM228 7V8H227ZM246 7V8H245ZM256 7V8H255ZM9 8H10V10H9ZM27 8V7H26ZM115 8V9H114ZM128 8V9H127ZM131 8V9H130ZM135 8V9H134ZM157 8V9H156ZM178 8H180L181 10H179ZM189 8V9H188ZM195 8L197 9V10H195ZM219 8V9H218ZM222 8H223V10H222ZM226 8H227V10H226ZM243 8V9H242ZM248 8H249V11H248ZM12 9V10H11ZM109 9H113L114 11H112V10H109ZM120 9H123V10H120ZM129 11V13H128V11ZM165 9V10H164ZM190 9H192V11L190 10ZM199 9H201L200 11H199ZM230 9V10H229ZM255 9V10H254ZM8 10V11H7ZM179 10V11H178ZM186 11V10H188L190 13H192L193 15L196 13V15H195V17L196 16H198L197 18H199V19H197V20H199L198 22H199V25H197L198 23H197V20H195L193 23L191 22V21H193L195 18H193L192 17V14L190 15V13H189V17L191 18H189V22H190V24L188 23V22H186V21H188V20H186V19H184V20H182L181 18L183 17V15H184V17L183 18H185L186 17V15L185 14H187V16H188V13H183V12H180V11ZM194 10V11H193ZM211 12H210V11ZM226 10V11H225ZM231 10H233V11H231ZM238 10V11H237ZM240 10V11H239ZM244 10H246V11H244ZM0 11V12H1ZM115 11H117V12H115ZM176 11H178V14H183V15H177V13H175ZM188 11H186V12H188ZM207 11V12H206ZM220 11V12H219ZM223 11V12H222ZM251 11V12H250ZM254 11V12H253ZM260 11V12H259ZM262 11V12H261ZM153 12H154V14H153ZM194 12V13H193ZM197 12H198V14H197ZM206 12V13H205ZM209 12V13H208ZM216 12V13H215ZM228 12V13H227ZM232 12L234 13L233 15H232ZM235 12H237V13H235ZM247 13V14H245L246 16L244 17V13ZM249 12V13H248ZM6 13H4L3 15H5ZM125 13V14H124ZM140 13V14H139ZM145 13V14H144ZM210 13H213V14H210ZM218 13H220V14H218ZM222 13V14H221ZM241 13V14H240ZM253 13V17L251 18V14ZM263 13V14H262ZM124 14V15H123ZM153 14V15H152ZM169 14H172V16H170ZM208 14V15H207ZM215 14H216V16H215ZM217 14H218V16H219V22L217 21V18H218V16H217ZM239 14V15H238ZM248 14H249V16H248ZM127 15V16H126ZM131 15V14H130ZM159 15H161V16H159ZM203 15H206V16H203ZM224 15V16H223ZM230 15V16H229ZM236 15H238L237 17L238 18H236ZM263 15V17H261ZM123 16V17H122ZM126 16V17H125ZM150 16H154L153 18L152 17H150ZM169 16V17H168ZM173 16H176L177 17V19L180 17V16H182L181 18H179L178 20H179V22H178V20L176 19V18H174ZM179 16V17H178ZM203 16V17H202ZM125 17V18H124ZM142 17V16H141ZM163 19H162V18ZM167 17V18H166ZM173 19V20H169V19H171V18ZM207 18L206 20L204 19V18ZM209 17V18H208ZM217 17V18H216ZM222 17V18H221ZM81 18H83V17H80V19ZM166 18V19H165ZM169 18V19H168ZM204 20L203 22H202V20ZM230 20V22H229V20ZM236 18V19H235ZM248 18V19H247ZM2 19V18H1ZM0 19V23H1V20ZM64 20H63V23H62V25H63V27L61 26H57L58 27V31L61 33V32H64V33H62V34H66V31H67V24H66V17L65 18H63ZM78 19H79V17H78ZM78 19H76L75 21H76V23H75V21L73 22V27H75V30H76V28H77V32L75 31L74 32V28H72V38L71 39H73L72 40V42L74 41V39H77V42H79V40H80V37L79 38H77L78 36L77 35H79V36H81V32L80 31H84V33H83V36H86V42H88L89 43V46H90V48L92 47V51H94V53H95V56H93V57H90V55H89V52H88V49H85L86 51H85V53L83 52V50H81L79 53H81V52H83V54L84 55H82V56H85L86 55V58L84 57H82L81 58V60H83V62H82V65L80 64V57L79 58H77L78 56H80V55H77V57L75 56L76 54H74V56L72 55V57L73 58H71V59H74V60H71L70 62L72 63L71 65L72 66H75L76 67V65H77V67L78 66H80L79 67V69H77V67L75 68V67H73V68H75V69H73V68H66L67 69V71L69 70V69H73L72 71H68V72H66V69H64V71L66 72V73H68V75H66V77H68L70 74L71 75H73V79H74V77H76L75 78V80L77 79V81H78V79H83V82L82 83H87L86 85H88L89 86V89L86 91V93L89 91V93H88V95H80V93L79 92H82V90L83 89H81V87L82 86H80V88L79 89H77V86L78 85H76V88L75 87H73L74 89H72L71 87H69L68 86V84L70 85L71 83H66V86H65V83H61L59 86H60V88L58 89V90H56L57 88H58V86L56 87V89H54L53 91H52V96L49 98V102H50V99H53V101L52 102H48L49 104H46L47 102V100H48V98H47V100L45 101H43V103H42V105L44 104L45 106L43 107V106H41V107H43V108H39V109H37L36 111H37V113H39V115L40 114H42L41 116H44V117H46V115H48V117L51 119H49L48 117L47 118H45L46 119V121L47 122H55V120H56V117H58V119H59V122H58V124H60V123H62L61 125H63V121L65 120V117H66V115H67V122L66 123H72L73 125H74V123L76 122V121H78V119H79V115L80 114H83L82 115V118L83 117H85L84 119H88V118H90V117H92L94 114L93 113H91V115L92 116H90V111H88V113H89V115L86 113L87 112V108L85 109L84 107H87V102L86 101H90V98H92L93 100L95 99V101L96 100H98L99 101V98H101L102 96H101V92H100V90L102 89L99 85H101L100 83H103L104 81L106 82V79L107 80H109V79H111V81L110 82H116L117 80L115 79V76L117 75V74H115V73H117L116 71H120L121 73H123V74H126L125 76H124V79H126V81L128 82H126V85H128L127 87H129V89H134L133 87H135L136 85H137V83L135 82V80L137 81L138 80V78L137 77H140V76H142L143 77V74H145V75H147V73H146V71L148 70V71H150L151 73H152V70H153V73H152V75H151V73L150 72H148L150 75V79L152 80V82L153 83H155V86H154V84L152 83V82H150L152 85H153V87L156 89L155 91H154V93H156V94H159V95H161V96H163V98H165L166 100H167V98L168 97H170L171 96V94H175V92L173 93V88H171V90H169V88H166L165 86H167L168 87V85L170 84V85H172L171 83H169L168 84V82H171V81H168V79L166 78V81H167V85H165L164 86V84H166V83H162V82H165V79H164V74H162V73H160L161 71L163 72V73H165V74H167V71H165L166 69L168 70H170L171 68L169 67V68H167L165 65H166V63L162 60V61H160V59H156V56H154V55H156L155 53H154V55H153V52L155 51V45H157V44H155V43H157V42H148V40H150L149 38L147 39V38H145V39H142L143 41L141 42V45L143 46V44H144V40H146L147 42H145V44L146 43H148L149 45V47L148 46H146L145 44V47L143 46V48H147V49H149L150 51H151V48H153V50L154 51H151L150 53H149V58L148 59H146L145 61H141V62H139V61H135V59L133 60L132 58V61L133 62H131L130 61V59L128 60L129 61V63H128V61H127V63H128V65H125V66H123L124 68H121V67H118L117 69H113L114 67H113V65H112V70L110 69L111 67H108V68H106V70H102V72H100V71H97V66H98V60H96L97 59V56L99 55L98 53H99V49L100 48H103V44H104V42H105V39H107L108 38V35L111 33V31L109 32V31H107V35L105 36L102 32H101V30H98V27H94V24H92V23H88V25H87V23L85 22V21H83L84 20V18L82 19V20H78ZM157 19L155 20V21H153V22H156L157 21ZM177 20V22L180 24V25H176V23H174V21H176ZM187 19H188V17H187ZM209 19V20H208ZM214 19V20H213ZM216 19V20H215ZM223 19V20H222ZM226 19V20H225ZM233 19V20H232ZM245 20L246 19V22L248 23H246V25H243V23L245 22V21H243V20ZM251 19V20H250ZM80 21V22H82L83 21V24H82V26L81 25H79L80 24V22L78 23V21ZM184 21V24H183V22H180V21ZM208 20V21H207ZM228 20V21H227ZM168 21V22H167ZM170 21L173 23V24H171L172 25V27H173V25L177 28V30L179 31H174L173 29H175V27L174 28H171V25L169 24L170 23ZM201 21V22H200ZM207 23H206V22ZM213 23H212V22ZM225 23V21L227 22V23H223V22ZM243 21V22H242ZM249 21V22H248ZM252 21V22H251ZM120 22V23H119ZM205 22V24H207V25H202L203 23ZM239 22H241L242 24L239 26ZM117 23V24H116ZM157 23H159L158 21H157ZM177 23V24H178ZM195 23V24H194ZM216 23H218V24H216ZM230 23V24H229ZM236 23V24H235ZM254 23V24H253ZM66 24V25H65ZM153 24H156V23H153ZM167 24H169L168 26H167ZM189 24V25H188ZM209 24V25H208ZM215 24V25H214ZM222 24V25H221ZM227 24V25H226ZM233 24V25H232ZM235 24V25H234ZM238 24V25H237ZM245 24V23H244ZM253 24V25H252ZM258 24H262V26L261 27H263V28H260V25L258 26ZM61 25V24H60ZM84 25H86V26H84ZM159 24H157V26H158ZM188 25V26H187ZM191 25V26H190ZM195 25H197L198 27H200L201 26V28H197V26H195ZM210 25L212 26V28L210 27ZM220 27H219V26ZM229 25H230V27L232 26V27H237V29L236 28H230L229 27ZM76 26H78V27H76ZM80 26V27H79ZM89 26H91V27H89ZM156 26V25H155ZM177 26H179V28L177 27ZM182 26H184V27H182ZM217 26H218V28H217ZM224 26V27H223ZM253 26V27H252ZM257 26V27H256ZM84 29H82V28ZM87 27L89 28V29H87ZM94 27V28H93ZM192 27V28H191ZM210 27V28H209ZM213 27H216V28H213ZM260 28V31H259V28ZM59 28H62V29H59ZM159 28V27H158ZM170 28V29H169ZM181 28H183V29H181ZM186 28V29H185ZM191 28V29H190ZM204 28V29H203ZM228 28H230V29H228ZM256 28H257V32H256ZM95 31H94V30ZM117 29V30H116ZM188 29H190V30H188ZM206 29V30H205ZM209 29V30H208ZM212 29V30H211ZM215 29V30H214ZM231 30V32H228L227 34H226V36H228L229 37V40H228V37H226L225 36V33L228 31V30ZM234 29H236V31L234 30ZM262 29V30H261ZM56 30V31H57ZM61 30V31H60ZM64 30V31H63ZM172 30V31H171ZM176 30V29H175ZM184 30V31H183ZM211 30V31H210ZM213 30H214V32H213ZM223 30L225 31V32H223ZM93 31V32H92ZM98 31H100L99 33H98ZM167 32L166 34L164 33V32ZM168 31H171V32H168ZM183 31V32H182ZM196 33H195V32ZM209 31V33H207ZM121 32H122V35H123V30L121 29L120 30V34H121ZM161 32H163V34L161 33ZM192 32V33H191ZM200 32V33H199ZM205 32V33H204ZM213 32V33H212ZM216 32V33H215ZM100 33H102L101 35H99ZM113 33V32H112ZM111 33V34H112ZM162 35H161V34ZM175 33V34H174ZM177 33V34H176ZM194 33V34H193ZM202 33V34H201ZM210 33H212L213 35H211L210 36ZM218 33H219V35H218ZM221 33V34H220ZM224 33V34H223ZM233 33V34H235V35H233V37H232V35L231 34ZM258 33V34H259ZM77 34V35H76ZM85 34V35H84ZM95 34H97V35H95ZM110 34V35H111ZM191 34H192V36H191ZM196 34V35H195ZM198 34V35H197ZM212 38V36H213V38L214 39H211L208 35ZM223 34V35H222ZM230 34V35H229ZM73 35H75L76 36V38L74 37L73 38ZM160 37H159V36ZM179 35V36H178ZM190 35V36H189ZM201 35H202V37H203V39H202V37H201ZM207 35V36H206ZM216 35H218V37L216 36ZM155 36V37H156ZM185 36V37H184ZM199 36V37H198ZM222 38H221V37ZM225 38H224V37ZM235 36V37H234ZM237 36V37H236ZM94 37V38H93ZM107 37V38H106ZM168 37V38H167ZM204 37H206V38H204ZM208 37V38H207ZM232 37V38H231ZM90 38V39H89ZM93 38V39H92ZM96 38V39H95ZM162 38H163V40H162ZM171 38V39H170ZM173 38V39H172ZM182 38V39H181ZM199 38V39H198ZM236 38L238 39L239 38V40L237 41L236 40ZM102 39V40H101ZM156 39V40H157ZM178 39V40H177ZM187 40V41H186ZM200 40V41H199ZM205 42H204V41ZM217 40H219V41H217ZM226 40H228V41H226ZM242 40H244V42L242 41ZM255 40V41H254ZM76 41V40H75ZM173 41H175L174 43H173ZM189 41V42H188ZM208 41V42H207ZM213 41V42H212ZM214 41H216L215 43H214ZM221 41V42H220ZM241 41V42H240ZM253 41H254V43L256 44H254L255 46H253ZM82 42V41H81ZM94 42V43H93ZM102 42V43H101ZM186 42V43H185ZM193 42H195V43H193ZM201 42V45H203L204 43H206L205 45H203V48H205V49H203V50H200V47H199V49L196 47V48H194L193 50H191V52L190 51H188V47L187 46H189V44H190V46H192V45H196L197 43H200ZM218 42H219V44H218ZM227 42H229L230 44H232V45H230L229 43H227ZM83 43V42H82ZM92 43V44H91ZM163 43H164V45H163ZM100 44V45H99ZM174 44V45H173ZM208 44V45H207ZM216 45V47H215V45ZM220 45V46H218V45ZM227 44V45H226ZM238 44H240V45H238ZM245 44V45H244ZM152 45H154L155 47H151ZM181 45V46H180ZM209 45H210V47H209ZM213 45V46H212ZM224 45V46H223ZM229 45V46H228ZM80 46V45H79ZM189 46V47H190ZM205 46V47H204ZM207 46V47H206ZM237 46V47H236ZM97 49H96V48ZM100 47V48H99ZM164 47H165V51H164ZM167 47V48H166ZM169 47V48H168ZM185 49H184V48ZM212 47V48H211ZM222 47V48H221ZM231 47V48H230ZM233 47V48H232ZM235 47V48H234ZM239 47V48H238ZM242 47V48H241ZM254 47V48H253ZM174 49V50H172V49ZM206 48H207V50L209 51L208 53L210 54V52H214L215 54H210V56H209V54H208V56H209V58H208V56H207V54H206V52H205V50H206ZM209 48V49H208ZM218 48H219V50H218ZM168 49V50H167ZM170 49V50H169ZM183 49V50H182ZM199 51H202V53H200L199 54V52H197L198 50ZM201 49H202V47H201ZM216 49V50H215ZM232 50V53H230L231 52V50ZM245 49V50H244ZM168 51V54H169V56H170V58H167L168 60H166V58H164L162 55H164V53L165 52H167ZM175 50H176V53H172V52H175ZM177 50H179V54H178V51ZM190 50V49H189ZM206 50V51H207ZM226 50V51H225ZM245 52H244V51ZM161 51V52H160ZM163 51H164V53H163ZM170 51V52H169ZM195 51L197 52V54L195 53ZM187 52H189V54L190 53H192L191 55H188V53ZM203 52H205V53H203ZM234 52V53H233ZM238 52V53H237ZM182 53V54H181ZM218 53V54H217ZM255 53V54H254ZM152 56H154V57H152ZM166 54V53H165ZM197 55V57H195L196 55ZM205 54V55H204ZM234 54H236V56L234 55ZM198 55H204V57L205 58H203V56L201 57V56H198ZM211 55H213V57L211 56ZM214 55H215V58H214ZM227 55V56H226ZM229 55V56H228ZM231 55V56H230ZM240 55V56H239ZM264 55V54H263ZM89 56V57H88ZM171 56H173L172 58H171ZM176 56V55H175ZM191 56V57H190ZM194 56V57H193ZM223 56H225L224 57V59L222 58ZM260 56V57H259ZM75 57V58H74ZM161 57H163V58H161ZM186 57V56H185ZM188 57H187V59H188ZM199 57V58H198ZM202 58V60H201V58ZM206 57H207V59H206ZM212 57V58H211ZM222 58V60H221V58ZM229 57V58H228ZM232 57V58H231ZM240 57V58H239ZM258 57L260 58L259 60H258ZM263 59H262V58ZM88 58V59H87ZM89 58H90V62L88 61L89 60ZM155 58V59H154ZM181 58V57H180ZM193 58V59H192ZM211 58V59H210ZM214 58V59H213ZM219 58H220V60H219ZM225 58H226V60H225ZM231 58V59H230ZM237 58V59H236ZM76 59V60H75ZM78 59H79V62H78ZM85 59V60H84ZM184 57H183V59L181 58V62L179 61V60H177L176 62L178 63L179 62V64L178 65H181V66H183V67H186L187 68V66L189 67V65H185L186 63L187 64H193V62H191V60H186V61H184ZM203 59H205L204 61H203ZM241 59V60H240ZM262 59V60H261ZM96 60V61H95ZM140 60V59H139ZM156 60V61H155ZM173 60V59H172ZM173 60V61H174ZM182 60L184 61V62H186V63H184L183 62V65H182ZM199 60V61H198ZM210 60V61H209ZM211 60H212V62H211ZM215 60V61H214ZM229 60H230V62H229ZM172 61V62H173ZM190 61V63H188ZM214 61V62H213ZM220 61V62H219ZM226 61V62H225ZM233 63H232V62ZM257 61H258V63H257ZM73 62H74V64H73ZM78 62V63H77ZM86 62V63H85ZM171 62V63H172ZM174 63V64H177V63ZM216 62H217V65H218V67H217V65H216ZM225 62V64H228L227 66H225V68L223 67L224 65H222V63H224ZM228 62V63H227ZM256 62V63H255ZM261 64H260V63ZM96 63V64H95ZM126 63V64H127ZM155 63V64H154ZM220 63V64H219ZM231 63V64H230ZM237 63V64H236ZM80 64V65H79ZM85 64H86V68L84 67L85 66ZM193 64V65H194ZM215 64V65H214ZM233 64H235L234 65V67H233ZM97 65V66H96ZM161 65H163V66H161ZM197 65V66H198ZM260 65V68L258 67V66ZM134 66H136L135 67V69L136 68H138V70H140V68L141 69H143V71L145 72H143L142 70H140L142 73H140L139 74V71H138V73L136 74L137 76L135 77V75H133V70L134 69H132V68H134ZM232 66V67H231ZM262 66V67H261ZM82 67V68H81ZM150 67H152L151 69H150ZM155 67V68H154ZM160 67V68H159ZM213 67V68H212ZM223 67V69H221ZM256 67V68H255ZM65 68V67H64ZM94 68H97L96 70L94 69ZM116 68V67H115ZM161 68H163V69H161ZM193 68V69H192ZM261 69V70H259V69ZM77 69V70H76ZM100 69V68H99ZM105 69V68H104ZM110 69V70H109ZM147 69V70H146ZM227 69V70H226ZM235 71H234V70ZM252 69V70H251ZM75 70V71H74ZM116 70V71H115ZM123 70L125 71V70H127V71H125V72H123ZM129 70H130V72H129ZM159 70V71H158ZM161 70V71H160ZM168 70V76H169V71ZM189 70V69H188ZM219 70H222V71H219ZM249 70V71H248ZM256 70H258V73H257V75L255 74L254 75V77H253V73H255V72H257ZM105 71V72H104ZM114 71V72H113ZM155 71V72H154ZM158 71V72H157ZM219 72V74L217 73V72ZM248 71V72H247ZM252 71V72H251ZM255 71V72H254ZM69 72H70V74H69ZM73 72V73H72ZM75 72L77 73V74H75ZM78 72H80V73H78ZM172 72V71H171ZM170 72V73H171ZM213 72H216V75H215V73H213ZM222 72H226L225 74L223 73V75L221 74ZM262 72V73H261ZM65 73V74H66ZM115 74L114 76H113V74ZM128 73V74H127ZM131 73V74H130ZM160 73V75L162 74V76H157V74H159ZM196 73V74H195ZM198 73V74H197ZM205 73V74H204ZM252 73V74H251ZM75 74V75H74ZM99 74H100V76H99ZM102 74H108V75H102ZM109 74H111V75H109ZM210 74H212L211 76H210ZM248 74V75H247ZM250 74L252 75V76H250ZM70 75V76H71ZM129 77H128V76ZM134 76V78H132V76ZM144 75V76H145ZM153 75H155V77H153ZM166 75V76H167ZM213 75H215V76H213ZM246 75V76H245ZM259 75H261V76H259ZM98 76V77H97ZM106 76H108V77H106ZM128 78H127V77ZM167 76V77H168ZM206 76V77H205ZM249 76V77H248ZM72 77V76H71ZM131 77V78H130ZM157 77H161L160 79H161V81L162 82H160V80H159V78L157 79ZM197 77V78H196ZM210 79H209V78ZM246 77V78H245ZM250 77H252V78H254V80L252 79V78H250ZM261 77V78H260ZM70 78V77H69ZM194 78H196L195 80H194ZM202 78H203V81H202ZM204 78H206V79H204ZM256 78V79H255ZM72 79V78H71ZM88 79V80H87ZM112 79H115V80H112ZM130 79L132 80V81H130ZM134 79V80H133ZM262 79V80H261ZM129 80V81H128ZM253 80V81H252ZM257 80H258V82H257ZM80 81H78L79 83H81ZM100 81V82H99ZM261 81V82H260ZM133 82V83H132ZM135 82V83H134ZM156 82H157V85H156ZM253 82V83H252ZM255 82V83H254ZM78 83V84H79ZM91 83H93V84H91ZM160 83H162L163 84V86L161 87V85H160ZM203 83H204V85H203ZM261 83V84H260ZM75 84V83H74ZM73 83L70 85V86H72V85H74ZM77 84V83H76ZM83 84V85H84ZM99 84V85H98ZM160 85V86H159ZM169 85V86H170ZM197 85V86H196ZM68 86V87H67ZM85 86V85H84ZM95 86V87H94ZM100 88H99V87ZM192 86H194V87H192ZM263 86V87H262ZM92 87V88H91ZM153 87H150L152 90H154V88ZM157 87V88H156ZM159 87H161V88H159ZM165 87V88H164ZM83 88V87H82ZM97 88V89H96ZM158 88H159V90H158ZM198 88V89H197ZM246 88V89H245ZM72 89V90H71ZM77 89V90H76ZM160 89H162V90H160ZM164 89V90H163ZM165 89H167V90H165ZM188 89V90H187ZM193 89V90H192ZM195 89V90H194ZM237 89V90H236ZM238 89H240V90H238ZM61 92H60V91ZM79 90V91H78ZM94 90V91H93ZM96 90H98V91H96ZM169 90V91H168ZM192 90V91H191ZM198 90V91H197ZM219 90V91H218ZM56 91V92H55ZM68 91V92H67ZM70 91L71 92H73V94L72 93H70ZM83 91H85V90H83ZM167 91H168V93L169 92H171V93H167ZM187 91V92H186ZM189 91V92H188ZM191 91V92H190ZM199 91H200V93H199ZM236 91V92H235ZM55 92V93H54ZM75 92H77V94H78V96H77V94L75 93ZM91 92H94V93H91ZM96 92V93H95ZM162 92V93H161ZM193 92V93H192ZM221 92H223V94L221 93ZM69 93H70V95H69ZM187 93V94H186ZM190 93V94H189ZM191 93H192V96L193 97H191ZM203 93V92H202ZM264 93V92H263ZM53 94H54V96H53ZM69 96H68V95ZM100 94V95H99ZM209 94V93H208ZM207 94V95H208ZM56 95V96H55ZM169 95V96H168ZM183 95H186V96H183ZM233 95V96H232ZM68 98V99H65L66 97ZM88 96V97H87ZM90 96H92V97H90ZM70 97H72L71 98V101H69L70 100ZM77 97L79 98L78 99V101H80V102H78L77 101ZM97 97H99V98H97ZM175 97H176V99H175ZM195 97V98H194ZM231 98H233V99H231ZM73 99H75L76 101H77V103L79 104V105H76V107H74V105L76 104V101H72ZM170 98H168V100L167 101H172ZM198 99H205L204 100V102H203V100H202V102H200L201 100H198ZM225 99H224V101H225ZM56 100V101H55ZM178 100V101H177ZM193 100H194V102H193ZM88 101V102H89ZM98 101H96V102H98ZM200 102V104H199V102ZM44 102H46V103H44ZM190 102V103H189ZM198 102V103H197ZM40 103V104H41ZM69 103H75L74 105L72 104H69ZM85 103H87V104H85ZM51 104V105H50ZM86 106H85V105ZM177 104H179V105H177ZM184 104H185V106H184ZM198 104V105H197ZM81 105V106H80ZM84 105V107L82 108V106ZM175 105V106H174ZM36 106V105H35ZM47 106V107H46ZM73 106V107H72ZM180 106V107H179ZM189 108H188V107ZM194 106V105H193ZM236 106V109H235V112H236V114H239V115H241V113H242V111H241V109H239V108H241L240 106H238V105H235ZM59 107V108H58ZM195 107V108H196ZM202 107V106H201ZM66 108H67V110H68V112H65V110H66ZM72 108L74 109V108H76L75 110L77 111L76 112V114H72L73 113V110H72ZM79 108V109H78ZM96 108V107H95ZM183 108V109H182ZM200 110H203V109H201L200 108V106L198 107ZM84 109V112H85V114L82 112V110ZM181 109V110H180ZM197 109V108H196ZM66 110V111H67ZM70 110H72V112L70 111ZM79 110H81V112L79 111ZM96 110H98V109H95V111ZM101 110H102V108H101ZM200 110H198V111H200ZM59 111H63L65 114H63V113H61V112H59ZM183 111V112H184ZM191 111H195V110H191ZM71 112V113H70ZM79 112V113H78ZM93 112V111H92ZM190 112V111H189ZM60 113L62 114V115H65V116H62V115H60ZM66 113H68V114H66ZM75 113V112H74ZM187 113V112H186ZM244 113V112H243ZM71 115L72 114V116L74 115H76L75 117H72V116H70V118H69V116L68 115ZM79 114V115H78ZM60 116V117H59ZM61 116H62V118H61ZM87 116H90V117H88V118H86ZM244 116H246V115H243L242 117H243V119L245 120V117ZM71 117H72V120L73 121H69V120H71ZM77 117V118H76ZM242 117L241 116H238L237 117V115H236V118H238V119H236L235 121V124H237V123H240L241 121L243 122L244 120H242ZM64 118V119H63ZM76 118V119H75ZM62 119V120H61ZM91 119V118H90ZM247 119V118H246ZM238 120V121H237ZM220 121V120H219ZM65 122H64V124H65ZM222 123L224 124V120L223 119H221V121L219 122V125L218 126H216V131H220V129L222 128V127H220V125H222ZM92 126V125H91ZM93 126H95V125H93ZM238 126V125H237ZM236 125H235V127H237ZM86 127V126H85ZM89 127V126H88ZM220 127V128H219ZM90 128H92V129H94V127H90ZM90 128H89V130H90ZM122 130H124V129H122ZM55 133H56V131H54ZM54 132H52V134H54L55 135V133ZM60 132V134H58V132H57V135H55V137L58 139L59 137H58V135L60 136V135H62L63 134V132L62 131H59ZM120 132H122V133H124V132H126V130L123 132V131H121L120 130ZM62 133V134H61ZM45 134V133H44ZM217 134V136L219 135L218 134V132L216 133ZM217 136H215L214 138L213 137H208L210 140L209 141H214L215 139H216V137ZM49 137H51V134H50V136ZM52 137H53V135H52ZM55 137L52 139L54 142L56 141V139H55ZM61 137V136H60ZM193 139H195L196 140V138H193ZM47 140V139H46ZM46 140L44 141H42V143L44 142H46ZM73 140V139H72ZM77 138L76 139H74V142L72 143V152H69V159H67V162L65 161V163H63L62 164V166H59V165H57V164H59L58 163V161H62V162H64V160L67 158L66 156H68V155H66L65 153H63V152H61V154H65L66 156V158L64 157V160H62L63 158L61 157V156H63V155H61L60 157L61 158H58L59 157V155H58V153L56 152H53V151H56L57 150V147H54L53 149H52V146H51V144H50V139L45 143V145H42V143L41 142H37L38 143V145H37V143L35 142V143H33V144H30V145H28L27 147H26V149H28V151L30 152V149H31V154H29V156H28V154H26V158H28L27 159V162H29L28 164H27V166H26V171H25V169L24 170H22L21 169V171L23 172H21L20 171V169H14L13 167H11V166H6V164H4V162H2L1 161V159H0V264H40V260H39V250H42V248H43V245L45 246L47 243H49V245H50V239H51V235L53 236V234H51L50 232L52 231H63V229L62 228H66V229H70V226H73V225H79V224H85L84 222H87V221H89V220H91L90 222H93V221H95V219H96V221L98 220L99 221V219H101V217H102V213H105L104 211H103V209L105 208V210H108V209H113L115 206V208H118L119 206V210L120 211H122V209L123 208H125V207H129L130 205H131V207H129L128 209H126V210H128L129 211V214L127 213V211L125 212V210L124 211H122V212H124V214L122 213V215H126V213L128 214V215H126V216H122L123 218H122V222H123V224H121V226H119L118 228H116L115 229V227L114 226H112V233H114L113 235H112V237H111V234L109 235L110 237H109V243L111 242L110 240L111 239H113V237H114V239L112 240V241H114V240H117V241H114V245H113V242H112V245L114 246V248L112 249L111 248V246H109L108 248H111V249H108V248H106L105 250H108V253H110V254H107V256L106 255H104V253L106 254L107 253V251L105 252L104 251V253H103V255H104V257L102 256V253H98V255H100V257L102 256V258H100L98 255H97V257H99L100 259H98L97 257V259H96V262H100L101 260V262L99 263V264H105V263H107V264H240V257H241V255H242V253H243V251H245V249H246V247H247V245L249 244V242H250V240H251V233L249 232V231H247V230H245V229H243V228H240V225H238V224H235L234 226H232V225H230V223L229 224H227L226 226H227V231L226 232H224L221 236H219L218 234H215L214 232H211V231H208V230H204V229H202L200 232H198V231H195L196 229H195V226L193 225V223H192V225L191 226H185V227H181V229L182 228H185V230H187V231H185L184 229H182V231L181 230H179L177 233H176V235H174V236H172V235H169V234H171V231L168 229V228H170L169 226H167V230H169L170 231V233H169V231H167L164 227H160V230L162 229V230H166V234L165 233H163L164 231H158V226H156V225H154V227H151V222L153 223V224H155V220H156V216L157 215H155L154 217H156V218H153V214H152V216H151V214L150 213H145V212H147V210L145 209V206L143 207L141 204L139 205V202L137 201V202H132L134 199H132L133 198V196L135 195V193H133L134 191V189H132L131 190V187H129L128 185L130 184V183H128L129 181H130V179L128 178H125V179H123V180H120V181H117V180H115V179H113V178H106V182H104V185L105 186H103L102 184H103V182L101 181V183H97L96 185H97V187L95 186L94 188L95 189H91V190H84V189H82L81 188V184H83L84 183V181L82 180V172H84V170H87V168L86 167H88L87 165H89L88 163H90L91 162V159H92V155L90 154V152H89V154H88V152L86 153V151H85V149H83V148H86V147H91L90 149H92V147L94 146L93 144H92V142H93V140L94 139H88V141H81V140H78V142H77ZM89 140H91V141H89ZM195 140L193 141V142H195ZM52 141V142H53ZM77 143H76V142ZM205 141V143L207 142V144H208V139L207 140H204ZM51 142V143H52ZM90 142V143H89ZM96 141L94 140V144H99V146H100V144H101V142L100 143H98L99 142V140H98V142L97 143H95ZM227 142V139L226 140H224L223 142H220V144L219 145H217V147L216 148H214V150H218L219 149V147L221 148V146H224L225 144L224 143H226ZM41 143V144H40ZM76 143V144H75ZM201 143V142H200ZM205 143H202L203 145H206L207 146V148H208V150L205 148L206 146H203L202 147V144H199L198 143V145H200V148H202V149H200V151H201V153H212V150L210 149V147L207 145V144H205ZM74 144H75V146H74ZM196 144V143H195ZM224 144V145H223ZM263 144V145H262ZM35 145V146H34ZM40 145H42V146H40ZM55 145V143L53 144V146ZM87 145V146H86ZM93 145V146H92ZM193 145H194V143H193ZM261 145V147H262V149H264V141L260 144ZM0 146H3L4 147V144L3 143H1L0 144ZM37 146V147H36ZM44 146V147H43ZM56 146V145H55ZM80 146V147H79ZM86 146V147H85ZM47 147V148H46ZM50 147V148H49ZM96 147V146H95ZM94 147V148H95ZM98 147V146H97ZM1 148V147H0ZM78 148H79V150H78ZM87 148V149H88ZM51 149H52V152H50L51 151ZM56 149V150H55ZM77 149V150H76ZM1 151H2V149H0ZM23 150V149H22ZM35 150V151H34ZM89 150V149H88ZM37 151V152H36ZM44 151V152H43ZM58 151V150H57ZM73 151H75L74 153L75 154H73ZM85 151V152H84ZM177 151H179V152H177ZM28 152V153H29ZM44 154H43V153ZM181 151L180 150H176V152L175 153H180ZM17 153V152H16ZM33 153H35V154H33ZM37 153V154H36ZM42 153V154H41ZM49 153V154H48ZM82 153H84V159H81L80 157H83V155H82ZM18 154V153H17ZM71 154H73V155H71ZM81 154V155H80ZM33 155H34V158H33ZM55 155H57L56 157H55ZM188 155V154H187ZM36 156H38V157H36ZM46 156V157H45ZM76 156H78L77 157V161L75 160L74 161V158H76ZM42 157V158H41ZM1 158V157H0ZM38 158H40L41 159V161H40V159L38 160ZM87 158V159H86ZM30 160H32V162L30 161ZM46 160V161H45ZM58 160V161H57ZM86 160V162H84ZM42 163V164H40V162ZM47 162H50V163H48L47 164ZM33 163V164H32ZM74 163L77 165L78 163V165L79 166H81L82 168L83 167H85V168H83V169H80V167L79 168H77V166L76 165H74ZM84 163V165H82ZM30 164V165H29ZM46 164V165H45ZM65 164H67V165H65ZM81 164V165H80ZM48 165V166H47ZM106 164L104 163L103 164V166L104 167H106L105 166ZM31 166V167H30ZM66 166V167H65ZM102 166V167H103ZM28 167V168H27ZM65 167V168H64ZM74 167H76V169L74 168ZM89 168H90V166H89ZM29 169V170H28ZM41 169V170H40ZM80 169V170H79ZM179 169V168H178ZM43 170H45V171H43ZM79 170V171H78ZM83 170V171H82ZM103 170H106V168H103ZM29 171V172H28ZM77 172V173H74V172ZM176 172L177 171H179V170H175ZM195 171H196V169H195ZM194 171V172H195ZM21 172V173H20ZM46 172V173H45ZM71 172H73V174L71 173ZM80 172H81V174H80ZM106 172V171H105ZM175 172V173H176ZM46 175H45V174ZM79 173V174H78ZM55 174H57V176L55 175ZM76 174V176H77V174H78V176L76 177V176H74ZM177 174V173H176ZM175 174V175H176ZM179 175H176V177L174 178V180L173 181H171L172 182V185H170V187L172 186V189H174V191H176V189H178V188H180L181 186H183V187H185L186 185H185V180L184 179H186L187 178V175H181L180 174V172L178 173ZM174 175V176H175ZM183 176H186L185 178L183 177ZM43 177H45V178H43ZM79 177L81 178V181H78L79 180ZM173 177V176H172ZM178 177H180L179 178V180H178ZM74 178V179H73ZM76 178V179H75ZM78 178V179H77ZM42 179V180H41ZM56 179V180H55ZM180 179H182V182H180L181 180ZM56 181V183H55V181ZM110 180V181H109ZM127 180V181H126ZM83 181V182H82ZM113 181V182H112ZM115 181H117L116 182V184L114 183ZM122 181V182H121ZM123 181H126V182H124L123 183ZM177 181V182H176ZM183 181H184V184H183ZM69 182V183H68ZM80 182V183H79ZM180 182V184H178ZM53 183V184H52ZM85 183L86 184H88L86 181H85ZM109 183V184H108ZM113 185H112V184ZM126 183V184H125ZM187 183V182H186ZM52 184V185H51ZM89 184H91V183H89ZM115 184V185H114ZM124 184V185H123ZM128 184V185H127ZM183 184V185H182ZM67 185H69V186H67ZM95 185V184H94ZM103 186V189H102V187L101 186ZM123 185V186H122ZM126 185V187H124ZM176 185V186H175ZM178 185L180 186V187H178ZM57 186V187H56ZM72 186V187H71ZM116 186H118V187H120V186H122V187H120V188H118V187H116ZM176 188H174V187ZM74 187H75V189H77V191L76 190H73L74 189ZM99 187V188H98ZM124 187V188H123ZM127 187H129V188H127ZM169 187V186H168ZM169 187V188H170ZM71 188H73V189H71ZM182 188V187H181ZM67 189H69L70 191L72 190V192L76 195L77 193H78V191H79V193L81 194H79L78 193V195L80 196V197H82V199L85 201H89V198L91 199H93V201L94 202H92V203H94V204H92V203H90L89 205L92 207H88L87 208V206L85 205H83L82 207L80 206H78V204H77V206H73L74 205V202H75V200H76V202H82V200H81V198H77L75 195V198L73 199V201H71V203L69 204V202H68V200L69 199H66V198H70V197H68V196H71V197H73L72 195V192L70 193V191L69 190H67ZM81 189L83 190V192L81 191ZM118 189V190H117ZM170 190V192L171 191H173V190ZM18 190H20L22 193L24 192V194H25V199L27 200V206H28V208H27V206H26V208L27 209H29L28 211H30V212H32L33 213V217H32V220L34 219V221H35V224H34V227H31V228H29V229H41V228H43V231H42V233H40V234H38L37 232H35V233H33L34 235H32V234H28V231L25 229H22L23 230V232H25V233H23L22 232V230L21 231H19L20 233H18V236L17 235H15L16 237H14V236H7V234L9 233V235H10V232L8 231V225H10L9 223H8V221L11 219V220H13V221H9V222H13V223H15V217H14V215H12V213L11 212H14L15 211V209H11L12 207H17V210H16V212H18V208H20V205H18V204H20V203H17L18 202V194L17 195H15L16 193H19L20 191H18ZM66 190V191H65ZM93 190V191H92ZM97 190V191H96ZM99 190V191H98ZM100 190H102V191H100ZM128 190V191H127ZM168 190V191H169ZM254 190V189H253ZM16 191V192H15ZM74 191H76V192H74ZM86 193H85V192ZM91 191V192H90ZM131 191H133L132 193L134 194H132V196L131 195H127V193H129V192H131ZM178 191V190H177ZM252 191V190H251ZM70 193L69 195H68V193ZM87 192H90L91 194H92V192H94L92 195L90 194V193H87ZM100 194H99V193ZM127 192V193H126ZM85 194V196L87 195L88 196V198H87V196L85 197L84 196V194ZM126 195H125V194ZM62 194V195H61ZM88 194H90V195H88ZM131 194V193H130ZM93 195L95 196V197H93ZM100 195V196H99ZM117 195V196H116ZM264 195V194H263ZM262 195V197L264 198V196ZM17 196V197H16ZM21 196V195H20ZM64 196V197H63ZM98 196V199L96 198ZM119 196V197H118ZM122 198H121V197ZM126 196V197H125ZM129 196V197H128ZM208 196H210L208 199H211V197H212V199L211 200H209L208 202H212V201H214L213 199V196L214 195H208ZM24 197V196H23ZM116 197H117V199H116ZM123 197H125V198H123ZM128 197V198H127ZM97 200H96V199ZM71 199V198H70ZM88 199V200H87ZM91 199V200H92ZM121 199V200H120ZM124 199V200H123ZM132 199V201H130ZM219 198H216L215 199V201L214 202H216V203H214V202H212V203H214V205H215V207H217L218 206V208H220V209H224V208H226L227 207V201H225L224 199H219ZM45 200V201H44ZM64 200V201H63ZM99 200V202H102L101 203V207H98V202H96V201H98ZM115 200V202H114V205H112L113 204V201ZM22 200L20 199V201L19 202H21ZM44 201V202H43ZM66 201V202H65ZM108 201V202H107ZM218 201V202H217ZM75 202V203H76ZM96 202V203H95ZM104 202V203H103ZM128 202V203H127ZM208 202L206 203L207 205H208ZM209 203V205L210 206H214V205H212V203ZM5 203V204H4ZM73 203V204H72ZM109 204V206H108V204ZM118 203V204H117ZM122 203H123V205H122ZM135 203H138L137 205H139V207L137 208H135ZM4 204V206H2ZM68 204V205H67ZM87 204V203H86ZM96 204H97V206H96ZM100 204V203H99ZM107 205V206H105V205ZM117 204V205H116ZM129 204V205H128ZM15 205V206H14ZM65 207H64V206ZM88 205V204H87ZM136 205V206H137ZM217 205V206H216ZM7 206V207H6ZM63 206V207H62ZM72 206V207H71ZM96 208H95V207ZM100 206V205H99ZM111 206V207H110ZM5 207H6V209L8 208L9 210H10V212H9V210H7L6 211V209H5ZM29 207H31V208H29ZM102 207H103V209H102ZM106 207H108V208H106ZM113 207V208H112ZM76 208V209H75ZM121 208V209H120ZM131 208H134L135 210H133L132 209V211H130L129 209H131ZM143 208V209H142ZM140 209V210H139ZM141 209H142V211H141ZM257 209V211H258V213H259V215L258 216H250V222L252 223V225H258V223L260 222L259 220H260V218H262V217H264V208H256ZM72 211V213H71V211ZM74 210V211H73ZM79 210V211H78ZM98 210V211H97ZM101 210H102V212H101ZM138 211V213H136ZM75 212V213H74ZM77 212V213H76ZM140 212V213H139ZM80 213V214H79ZM131 213V214H130ZM133 213V214H132ZM10 214V215H9ZM79 214V215H78ZM100 214H102L101 216H100ZM136 214V215H135ZM150 214V215H149ZM11 215L14 217H12L11 218ZM138 215V216H137ZM126 217V218H125ZM151 217V218H150ZM127 218H129V219H127ZM230 218V217H229ZM228 218V221H230L231 220V218L229 219ZM102 219H104L103 217H102ZM125 219H127V222H125L126 220ZM132 220V222H134L135 223V225L132 223V228H130V227H128L129 228V233H128V230H126V229H128L127 227L125 228V225H126V223H128V220ZM148 219V220H147ZM153 220V221H151V220ZM2 220V221H1ZM85 220V221H84ZM7 221V222H6ZM82 221H84V222H82ZM82 222V223H81ZM145 222V223H144ZM150 222V223H149ZM13 223H11V224H13ZM38 223V224H37ZM88 223V222H87ZM72 224V225H71ZM125 224V225H124ZM130 223H128L127 225H129ZM68 225H70V226H68ZM122 225H124V226H122ZM133 225H134V227H133ZM144 225V226H143ZM5 226V227H4ZM41 226V227H40ZM130 226H131V224H130ZM141 226V227H140ZM153 226V225H152ZM232 226V227H231ZM69 227V228H68ZM124 230V231H126V233L128 234V236H127V234L125 233V234H123L122 233V235L124 236H127V237H125V238H123L122 236H120L119 237V231H120V229L121 228ZM125 229H124V228ZM143 227H144V229H145V231H146V229H147V233H149V235L150 234H152V230H157V233H156V231H154L156 234H158V232H159V234L161 235V237H164L165 238V245H164V249H165V251L163 250V248L162 249H160V250H153V251H149V252H140V253H138V255H136L135 253L136 252H138V247H136L135 246V248H137V250L134 248V246H133V249L132 248H128V247H125V241H123V239L125 240L126 238V241L127 240H131V239H134L135 237L137 238L138 236H139V233H141V229H143ZM192 227V228H191ZM7 228V229H6ZM137 228V229H136ZM141 228V229H140ZM149 228V229H148ZM156 228H158V229H156ZM191 228V229H190ZM221 228H222V226H221ZM220 228V229H221ZM5 229H6V231H5ZM58 229V230H57ZM143 229V230H144ZM150 229H152L151 231H150ZM233 229V230H232ZM137 230H139L138 231V234H137ZM189 230H190V232H189ZM31 231H33V230H31ZM64 231H65V229H64ZM132 231L134 232L133 233V235H132ZM151 233H150V232ZM192 231V232H191ZM123 232V231H122ZM135 232H136V234H137V236H134V235H136L135 234ZM153 232V233H154ZM188 232V233H187ZM193 232H194V234H193ZM7 233V234H6ZM55 233V232H54ZM119 233V234H118ZM186 233H187V236H186ZM189 233H190V235H189ZM199 233V234H198ZM213 233V234H212ZM235 233V234H234ZM158 234V235H159ZM163 234V235H162ZM237 234V235H236ZM12 235V234H11ZM32 235V236H31ZM121 235V234H120ZM131 235V236H130ZM153 235V234H152ZM155 235V234H154ZM218 235V236H217ZM5 236V237H4ZM21 236V237H20ZM49 236V237H48ZM250 236V237H249ZM7 237H9V238H7ZM40 237V238H39ZM128 237H131V239L130 238H128ZM37 238V239H36ZM111 238V239H110ZM122 238V239H121ZM250 238V239H249ZM2 239V240H1ZM14 239H16L15 241H14ZM18 239V240H17ZM43 239H45L46 241H44ZM120 239V240H119ZM11 240H12V242H11ZM39 240H41V241H39ZM4 241V242H3ZM36 241V242H38V245H36L34 242ZM120 241V242H119ZM45 242V243H44ZM115 242H116V244H115ZM119 244H118V243ZM6 243V244H5ZM40 243H43V244H40ZM39 244H40V247H39ZM111 244V243H110ZM109 244V245H110ZM5 245V246H4ZM14 245V246H13ZM49 245H46V246H49ZM78 245H80V247L82 246L80 243H78ZM117 247H116V246ZM120 245V246H119ZM254 245L258 248V250L256 249V247H255V249L258 251V252H256V250L254 249V253H256L257 255H255L254 254V257H252V259H251V261H250V264H264V235L262 236V238L261 239H257V240H255V243H254ZM112 246V247H113ZM122 246H124V247H122ZM127 246V245H126ZM131 246V247H132ZM126 250H125V249ZM127 249H130V251L128 250L127 251ZM136 251H135V250ZM18 250V251H17ZM132 250V251H131ZM111 251V252H110ZM113 251V252H112ZM2 252V253H1ZM35 252H37L36 253V255H35ZM167 254V255H166ZM35 256H36V258H35ZM37 256H38V258H37ZM106 256V257H105ZM133 256H138V258L136 259V257H133ZM4 257V258H3ZM103 258H104V260H103ZM135 258V259H134ZM104 261V262H103ZM96 264V263H95Z\"/></svg>", "mask_w": 264, "mask_h": 264}]
</instances>
